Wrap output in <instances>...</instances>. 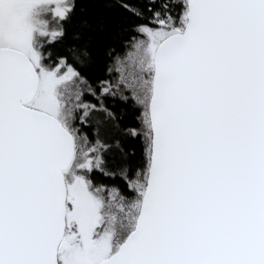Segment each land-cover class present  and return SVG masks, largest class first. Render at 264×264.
Masks as SVG:
<instances>
[{
  "label": "snow or ice",
  "instance_id": "obj_1",
  "mask_svg": "<svg viewBox=\"0 0 264 264\" xmlns=\"http://www.w3.org/2000/svg\"><path fill=\"white\" fill-rule=\"evenodd\" d=\"M0 264H264V0H0Z\"/></svg>",
  "mask_w": 264,
  "mask_h": 264
}]
</instances>
